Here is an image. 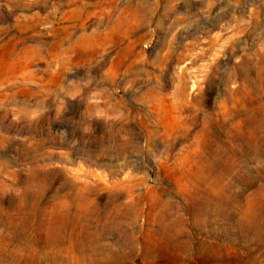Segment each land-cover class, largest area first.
Returning <instances> with one entry per match:
<instances>
[{
	"label": "rangeland",
	"instance_id": "obj_1",
	"mask_svg": "<svg viewBox=\"0 0 264 264\" xmlns=\"http://www.w3.org/2000/svg\"><path fill=\"white\" fill-rule=\"evenodd\" d=\"M0 264H264V0H0Z\"/></svg>",
	"mask_w": 264,
	"mask_h": 264
}]
</instances>
